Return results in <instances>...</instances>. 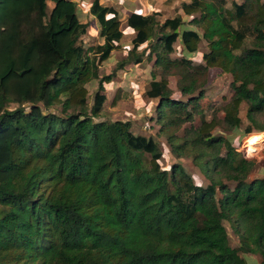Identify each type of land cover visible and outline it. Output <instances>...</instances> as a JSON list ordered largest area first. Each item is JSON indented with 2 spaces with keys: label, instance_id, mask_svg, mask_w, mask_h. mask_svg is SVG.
Masks as SVG:
<instances>
[{
  "label": "trees",
  "instance_id": "1",
  "mask_svg": "<svg viewBox=\"0 0 264 264\" xmlns=\"http://www.w3.org/2000/svg\"><path fill=\"white\" fill-rule=\"evenodd\" d=\"M226 6L190 0L183 16L164 21L161 12L131 13L126 24L135 37L118 67L139 66L146 56L161 71L146 96L160 100L157 121L171 152L193 158L210 182L202 186L180 163L163 168L158 143L136 135L130 121L98 120L116 77L100 68L124 38L118 10L91 3L103 42L86 46L89 24L76 1L0 0V264H254L241 253L264 264V177L249 181L257 161L238 151L235 135H215L216 113L207 120L199 109V76L218 68L231 75L233 91L222 126L264 132V0ZM176 43L181 53L171 59ZM173 69L187 101L172 97ZM196 113L200 127L178 136ZM227 220L239 248L230 245Z\"/></svg>",
  "mask_w": 264,
  "mask_h": 264
},
{
  "label": "rangeland",
  "instance_id": "2",
  "mask_svg": "<svg viewBox=\"0 0 264 264\" xmlns=\"http://www.w3.org/2000/svg\"><path fill=\"white\" fill-rule=\"evenodd\" d=\"M110 1V0H109ZM114 1V0H111ZM154 0H152L153 2ZM159 2L161 7L162 18H158L159 21H164L166 18H174L178 15L183 14L181 9V1H171V0H156ZM227 8L232 9L233 3H242L244 0H226ZM117 2V1H114ZM155 3V2H153ZM53 3L49 2V10L52 8ZM118 7L126 8L127 5L118 4ZM80 18L83 22L89 24L88 32L85 36L82 37L83 44L86 46H93L101 44L103 42L99 37V26L97 21L91 19L89 14H84L83 11L79 8ZM89 16V17H88ZM164 16V17H163ZM122 17V16H121ZM123 18V17H122ZM124 38L122 40V46L119 50L113 52L111 58L105 62L100 68L101 76L110 75L116 71V77L114 82L106 86V96L107 101L104 106V110L100 116L99 121H130L132 124V131L136 135H141L145 137L154 138L158 143L161 151L163 152V159L161 160V165L165 169H170L171 165L174 163L182 164L188 173L192 175L194 181L198 185L207 186L210 182L204 177L199 168L193 162L192 157H176L171 152V146L168 141V134L162 132V124L158 120L157 107L159 104V99L151 100L146 96V92L150 88V82L152 80L153 73L159 75L157 79H161V71L153 68V61H149L144 56V63L139 66H134L133 64L127 65L123 69H118L120 63L127 58L129 49L132 47V40L135 37V32L128 29L126 21L122 20L121 26ZM146 47L144 45L139 49L141 52L142 49ZM180 43L175 44L176 52L172 54L171 59H179L177 52L179 49ZM207 50V45L203 41L200 44L199 52H204ZM163 55L164 53L161 52ZM179 54V52H178ZM198 55L194 60V66H197L201 63L199 61ZM156 70V71H155ZM178 69H173L169 75V88L172 90V97L187 101L190 96L183 95L179 90V81L181 80V75L178 73ZM201 81H205L204 92L205 98L201 102L199 109L202 110L207 120H211L214 113L220 122V128L215 131V135L224 134V135H235L236 139L234 141L235 147L241 152L246 158L250 160L257 161L258 155L264 153V140L259 144L252 143L254 139H263L264 134H261L257 131L253 135H244L242 130L239 133H234L229 129H226L222 126V121L224 118V113L222 108L229 102L232 98L233 91L231 89L232 77L229 74L223 73L218 68L209 69L206 75L199 76ZM98 88V82H95L93 85L89 86V95H88V105L89 108L93 105L94 94ZM199 92V91H198ZM196 93V95L198 94ZM17 105H9L10 109H15ZM248 110V105L243 103L240 109V116L243 120V129L249 124L246 113ZM215 111V112H214ZM195 120L193 123H187L183 126L181 130L178 131V136H184L186 132L194 128H199L201 125V119L199 113H196L194 116ZM97 120V121H98ZM192 126V127H191ZM259 136V137H258ZM249 144L251 147H255V150L249 151ZM257 145V146H256ZM258 154V155H257ZM257 169L251 174L249 181H252L255 178L261 177L264 174V158L259 159ZM231 187L235 186V183L227 182ZM221 195L218 194V197ZM224 225L227 229L229 242L233 248H239L241 246V237L236 230L233 222L231 220L224 221ZM241 256L247 257L254 264H262L263 259L260 255H244L241 253Z\"/></svg>",
  "mask_w": 264,
  "mask_h": 264
},
{
  "label": "crops",
  "instance_id": "3",
  "mask_svg": "<svg viewBox=\"0 0 264 264\" xmlns=\"http://www.w3.org/2000/svg\"><path fill=\"white\" fill-rule=\"evenodd\" d=\"M74 1H76L78 3V7L83 11L84 14H86V15L89 14L91 19L94 20V17L89 13L91 3L94 0H74ZM114 1H117V2H114ZM114 1L100 0L101 4H103L104 6H111V7H114L116 10H118L120 15L123 17V18L121 17V21L122 20L126 21L128 16L134 12L143 13V14H147V15H151L154 12H162L161 7H158L160 3L159 2L157 3L156 0L153 1L155 3H153L152 0H114ZM180 1H181V4L184 2L185 3L190 2V0H179V2ZM49 2H51V1H49ZM176 2H178V1H176ZM124 3L127 5L126 8L121 9L120 7H118V4L120 5V4H124ZM181 15L183 16V14H181ZM159 18H162V15L159 16ZM180 46H181V44H180ZM181 49H182V47H179V49H178L180 51V53H181ZM261 134H264V132H262ZM251 135H253V134H251ZM257 157H258L257 162L259 163L260 162L259 159L264 158V153L261 155H258ZM261 177H264V174H262Z\"/></svg>",
  "mask_w": 264,
  "mask_h": 264
}]
</instances>
